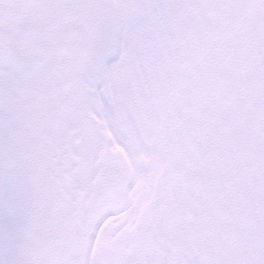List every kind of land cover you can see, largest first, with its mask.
I'll list each match as a JSON object with an SVG mask.
<instances>
[{"label":"snow or ice","instance_id":"snow-or-ice-1","mask_svg":"<svg viewBox=\"0 0 264 264\" xmlns=\"http://www.w3.org/2000/svg\"><path fill=\"white\" fill-rule=\"evenodd\" d=\"M0 264H264V0H0Z\"/></svg>","mask_w":264,"mask_h":264}]
</instances>
